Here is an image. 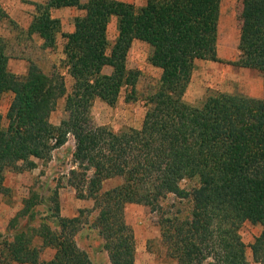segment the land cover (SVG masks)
<instances>
[{
	"label": "trees",
	"instance_id": "1",
	"mask_svg": "<svg viewBox=\"0 0 264 264\" xmlns=\"http://www.w3.org/2000/svg\"><path fill=\"white\" fill-rule=\"evenodd\" d=\"M222 0H47L35 3L27 30L41 48L55 49L63 39L60 70L45 73L29 60L25 75L9 70L11 37L0 34V100L12 99L3 126L0 114V194L7 192L5 173L47 160L74 138L75 168L67 183L77 198L92 199L97 211L92 226L104 240L111 264L135 263V235L127 222L128 204L158 212L161 237L177 264H249L240 225L262 227L250 248L253 260L264 264V98L210 92L197 105L184 100L196 61H221L218 24ZM241 28L234 65L255 69L264 83V0H240ZM75 8L74 29L65 32L52 10ZM115 18L117 35L110 42L108 25ZM10 18L0 0V28ZM150 46L149 63L161 70L157 85L143 98L140 128L117 132L93 122L95 99L114 106L122 93L138 100L141 73L127 66L134 41ZM66 76L72 79L68 90ZM64 99V117L56 125L51 115ZM121 183L101 191L105 180ZM168 195L186 200L189 211L163 210ZM43 199L31 192L9 223L12 235L0 239V264H93L76 243L84 226L80 215L60 213L57 191L49 197L54 226L20 225L34 218ZM172 209L173 206H168ZM43 220V219H42ZM2 236L0 235V238ZM54 251L47 261L40 255Z\"/></svg>",
	"mask_w": 264,
	"mask_h": 264
},
{
	"label": "rangeland",
	"instance_id": "2",
	"mask_svg": "<svg viewBox=\"0 0 264 264\" xmlns=\"http://www.w3.org/2000/svg\"><path fill=\"white\" fill-rule=\"evenodd\" d=\"M47 0H1L3 7L10 18L18 25V29L4 22L0 34L11 37V51L20 54L9 60V70L17 75H25L28 71L29 60H33L41 70L50 73L53 67L60 70V62L64 58L62 47L64 40L59 39L55 49L41 48L42 40L33 35L28 38L20 34V30H27L35 14V3H44ZM86 1V0H82ZM136 6L144 4L145 0H126ZM242 3L240 0H222L218 24L217 51L221 61L199 60L184 95V100L192 105L199 104L210 92H224L241 94L254 98H264V83L260 72L255 69L234 65L240 56L238 49ZM83 12L75 8H60L52 10V15L61 22L63 31L74 29V18ZM107 35L112 42L116 35L115 18L108 25ZM151 49L147 43L134 41L128 52L127 66L137 69L141 73L138 82V100L126 101L122 93L114 106H109L100 99H95L91 108L92 120L97 125H105L117 132L126 128H140L145 114L143 98L152 91L158 83L161 70L153 67L148 57ZM66 85L70 90L72 79L66 76ZM12 99L11 93H6L0 100V114L3 126L7 124L6 113ZM64 117V99L59 100L56 110L51 115V122L58 124ZM74 138L69 135L68 141L55 149L47 160L34 159L35 166L21 171L9 170L5 173L4 185L7 192L0 194V235H12L9 223L23 208V201L31 192H36L43 199L42 204L35 206L32 211L34 218L20 219V225L29 224L38 226L41 221L54 226L49 211V197L57 191L60 202V213L64 217L80 215L84 226L76 235L77 245L87 252L93 264H111L106 251L103 249L104 240L98 230L92 226L97 211L92 199L77 198L76 191L67 183L69 170L75 168L72 152ZM121 178L115 177L105 180L101 191H106L120 184ZM163 210L180 211L186 215L189 204L186 200L177 199L168 195L162 201ZM168 206H173L170 209ZM127 222L132 226L135 235V263L134 264H177V260L169 256L168 249L161 237L159 214L151 207L141 204H128L125 209ZM43 219V220H42ZM262 227L245 221L240 225L239 234L246 245V258L249 264H258L253 260L251 244L260 235ZM54 251L44 250L40 255L41 261L49 260ZM10 264H19L12 262ZM40 264V263H39Z\"/></svg>",
	"mask_w": 264,
	"mask_h": 264
},
{
	"label": "crops",
	"instance_id": "3",
	"mask_svg": "<svg viewBox=\"0 0 264 264\" xmlns=\"http://www.w3.org/2000/svg\"><path fill=\"white\" fill-rule=\"evenodd\" d=\"M122 1H126V0H122ZM126 2H128V1H126ZM130 3H133V2H130ZM135 4V3H134ZM115 23H116V20H115ZM73 31V30H72ZM71 32V31H70ZM47 250V249H46Z\"/></svg>",
	"mask_w": 264,
	"mask_h": 264
}]
</instances>
